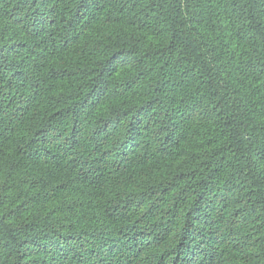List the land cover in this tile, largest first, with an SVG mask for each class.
<instances>
[{
	"label": "trees",
	"instance_id": "1",
	"mask_svg": "<svg viewBox=\"0 0 264 264\" xmlns=\"http://www.w3.org/2000/svg\"><path fill=\"white\" fill-rule=\"evenodd\" d=\"M0 264H264V0H0Z\"/></svg>",
	"mask_w": 264,
	"mask_h": 264
}]
</instances>
